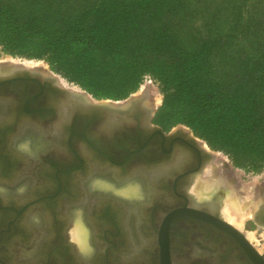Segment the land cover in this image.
I'll return each mask as SVG.
<instances>
[{"label": "rangeland", "instance_id": "obj_1", "mask_svg": "<svg viewBox=\"0 0 264 264\" xmlns=\"http://www.w3.org/2000/svg\"><path fill=\"white\" fill-rule=\"evenodd\" d=\"M63 3L85 8L63 21L74 20L72 32L47 49L43 28L24 25L17 9L42 13L54 1L0 0V63L55 75L92 101L147 93L153 122L193 138L211 154L208 166L258 200L253 213L231 219L223 213L229 189L212 193L221 189L222 216L263 250L264 225L254 215L264 203V0Z\"/></svg>", "mask_w": 264, "mask_h": 264}, {"label": "flooded vegetation", "instance_id": "obj_2", "mask_svg": "<svg viewBox=\"0 0 264 264\" xmlns=\"http://www.w3.org/2000/svg\"><path fill=\"white\" fill-rule=\"evenodd\" d=\"M152 117L134 124L163 135L124 167L68 162L49 136L0 128V264H257L250 246L216 222L227 221L221 189L202 198L192 191L211 162L207 151ZM254 219L264 225V203ZM78 221L86 249L71 237ZM243 235L264 262V249Z\"/></svg>", "mask_w": 264, "mask_h": 264}, {"label": "water", "instance_id": "obj_3", "mask_svg": "<svg viewBox=\"0 0 264 264\" xmlns=\"http://www.w3.org/2000/svg\"><path fill=\"white\" fill-rule=\"evenodd\" d=\"M154 111L147 93L131 96L124 102L92 101L84 93L63 86L49 73L24 66L0 73V112L3 113L0 128L11 131L25 125L23 134L27 136H49L50 143L61 145L56 157L79 161L82 166L124 167L140 157L150 137L163 132L160 128L150 131L149 124L141 126L134 122L137 117L151 119ZM50 151L53 153L55 149L51 147ZM205 154L211 158V154ZM216 218L222 227L235 232L250 246L255 263L264 264L261 254L241 230Z\"/></svg>", "mask_w": 264, "mask_h": 264}, {"label": "bare ground", "instance_id": "obj_4", "mask_svg": "<svg viewBox=\"0 0 264 264\" xmlns=\"http://www.w3.org/2000/svg\"><path fill=\"white\" fill-rule=\"evenodd\" d=\"M15 65L11 63H0V73L11 70ZM39 71V70H37ZM206 175V177L204 176ZM203 178H199L192 187V191L196 194L198 198L205 196H211L214 190L219 187V185H225L229 189V198L226 200L225 209H223L224 215L233 216L231 219H237L241 212H245L247 209L251 213L254 212L258 204V200H254V196H249L245 193L242 195L240 191L232 185L229 174L222 171L221 168L210 165L207 166L204 172ZM107 186V184H105ZM258 191V192H257ZM122 193H130V190L126 191L122 189ZM256 195H260L259 190H256ZM255 195V194H254ZM229 219V218H228ZM242 219V218H241ZM230 220V219H229ZM234 221V220H233ZM238 221V220H237ZM236 221V222H237ZM235 224V223H234ZM238 226V225H237ZM86 230L80 221L75 224L74 228L71 230V237L73 240L77 241L81 249H86Z\"/></svg>", "mask_w": 264, "mask_h": 264}, {"label": "trees", "instance_id": "obj_5", "mask_svg": "<svg viewBox=\"0 0 264 264\" xmlns=\"http://www.w3.org/2000/svg\"><path fill=\"white\" fill-rule=\"evenodd\" d=\"M53 1H54L53 5L56 6V8L54 9V7L50 8L46 6V8L48 9H45L42 13L32 12L33 9H17L19 20L24 22V25L33 26V22H36L37 27L43 28L42 32L45 34L43 36L45 41L44 45L46 46L47 49L50 47L56 49L57 47L56 44L61 39H63V37L68 36L69 33L72 32L70 25L74 24V20L69 19V21L66 22L63 21L68 20V18H72V16L78 11V9L79 12H81L85 8V5L83 3H79L71 6L69 3L64 4L63 0H53ZM61 2L62 4H60ZM66 10H70L71 12H66ZM55 11L58 13L57 16L55 15ZM60 26H66L67 29L65 31H62V29H58ZM98 47L102 48V46H98ZM48 56L50 57V54H48ZM122 68H126V67H122Z\"/></svg>", "mask_w": 264, "mask_h": 264}]
</instances>
